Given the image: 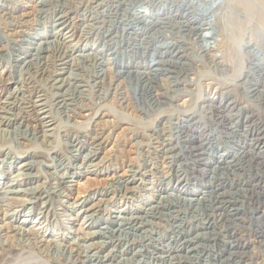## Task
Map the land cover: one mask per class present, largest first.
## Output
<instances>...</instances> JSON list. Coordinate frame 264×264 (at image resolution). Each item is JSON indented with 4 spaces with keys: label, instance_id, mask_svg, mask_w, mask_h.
<instances>
[{
    "label": "rangeland",
    "instance_id": "rangeland-1",
    "mask_svg": "<svg viewBox=\"0 0 264 264\" xmlns=\"http://www.w3.org/2000/svg\"><path fill=\"white\" fill-rule=\"evenodd\" d=\"M0 76V264H264V0H0Z\"/></svg>",
    "mask_w": 264,
    "mask_h": 264
},
{
    "label": "bare ground",
    "instance_id": "bare-ground-1",
    "mask_svg": "<svg viewBox=\"0 0 264 264\" xmlns=\"http://www.w3.org/2000/svg\"><path fill=\"white\" fill-rule=\"evenodd\" d=\"M87 9V8H86ZM262 19V18H261ZM61 24L62 25H64L65 26V24L67 23V19H66V17H62L61 19ZM263 20V19H262ZM261 20V21H262ZM63 27V26H62ZM70 33V32H69ZM67 35V34H66ZM72 37V35H70V36H68L67 38H71ZM227 51V50H226ZM233 56V55H232ZM233 61V60H232ZM231 62V61H230ZM235 72V71H234ZM238 73V72H237ZM2 74V73H1ZM239 74V73H238ZM235 76H236V74H235ZM1 77V76H0ZM2 81H3V79H2ZM1 81V82H2ZM5 81V80H4ZM8 81V80H7ZM12 93V92H11ZM22 94V93H21ZM33 104V103H32ZM35 106V105H34ZM33 111V110H32ZM104 137V136H103ZM259 142V141H258ZM20 170V169H19ZM19 177V176H18ZM77 177V176H76ZM19 179V178H18ZM78 186H81V185H78ZM6 187V186H5ZM8 187V186H7ZM128 187V186H127ZM4 188V187H3ZM3 188H1V186H0V189H2L3 190ZM4 192V191H3ZM9 192V191H8ZM34 192V191H33ZM33 192H27V191H25V190H22V191H18V192H14L15 194L11 197V198H9V204H7L8 206H11L12 207V209H15V208H17V209H20L19 211L17 210V212H20L21 211V209H23V208H25L24 206H26V205H30L31 203L29 202V199L27 200V199H24V198H27L28 197V195H30L31 193L32 194H35V195H37V193H33ZM36 192V191H35ZM0 193H2V192H0ZM13 193V192H12ZM28 193V194H27ZM10 194H11V192H10ZM3 195V194H2ZM80 195V194H79ZM20 196V198H18ZM78 195H77V200H78ZM37 199H39V198H37ZM77 200H75L74 201V203L77 201ZM1 203V202H0ZM33 204V203H32ZM2 205V204H1ZM72 207V205L70 206V208ZM6 211H7V209H5ZM4 209H3V207L0 209V214H2V213H4V211H5ZM11 210V209H10ZM28 210V207L26 208V211L24 212V210H23V214H22V219H21V225H22V223H26V228L24 227V234L26 235V236H28V238L31 240V242H32V244H34V245H40V244H44V245H49V244H52L53 242H52V239H55L56 237H58V238H60V239H65L66 240V237H64L63 236V234L61 235L60 233H59V230H57V229H50L49 227H48V225L46 224V222L45 221H43V220H41L40 218L38 219V218H30L32 215H30V213L31 212H29V211H27ZM87 210H91V208H89V209H87ZM123 211H125V209H123V208H121L119 211H118V213H120V212H123ZM22 213V212H21ZM69 213H70V210H63V214H64V217H66L65 219H67L66 221V223H67V225H66V228H68V229H71V230H73L74 229V232H77V233H79V234H82V236L83 237H81L82 239L83 238H87L88 237V234L87 233H83V231H82V229H81V226L82 225H78V227L75 229V222L77 221V219H78V212L77 213H74V214H70L69 215ZM11 215V214H10ZM17 215V214H16ZM4 216V215H3ZM10 217H12V215L10 216ZM3 218V217H2ZM1 218V219H2ZM5 218V217H4ZM6 219V218H5ZM5 222V221H4ZM4 224V223H3ZM35 224V225H34ZM10 225V223H8L7 222V224L5 225V226H7L8 228L9 227H11V225ZM37 226V227H36ZM83 227V226H82ZM6 228V227H5ZM10 231V230H9ZM14 231V230H13ZM7 232V231H6ZM73 232V231H72ZM9 233V232H8ZM77 233H75V234H77ZM78 238H80V237H78ZM80 238V239H81ZM68 240V239H67ZM52 242V243H51ZM59 245V244H58ZM70 245H72V244H70ZM42 247V246H41ZM254 254V253H253ZM99 259V258H98ZM101 263V262H100Z\"/></svg>",
    "mask_w": 264,
    "mask_h": 264
}]
</instances>
